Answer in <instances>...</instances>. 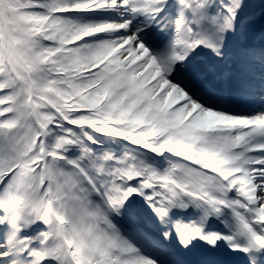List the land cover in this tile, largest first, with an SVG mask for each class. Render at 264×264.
Masks as SVG:
<instances>
[{
	"label": "snow or ice",
	"instance_id": "6c2138e0",
	"mask_svg": "<svg viewBox=\"0 0 264 264\" xmlns=\"http://www.w3.org/2000/svg\"><path fill=\"white\" fill-rule=\"evenodd\" d=\"M0 264H264V0H0Z\"/></svg>",
	"mask_w": 264,
	"mask_h": 264
}]
</instances>
